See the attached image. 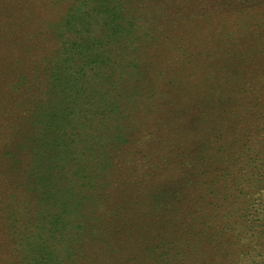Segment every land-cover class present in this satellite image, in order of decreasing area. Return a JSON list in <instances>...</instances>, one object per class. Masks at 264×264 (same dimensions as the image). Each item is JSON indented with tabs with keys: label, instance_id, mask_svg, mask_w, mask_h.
<instances>
[{
	"label": "rangeland",
	"instance_id": "obj_1",
	"mask_svg": "<svg viewBox=\"0 0 264 264\" xmlns=\"http://www.w3.org/2000/svg\"><path fill=\"white\" fill-rule=\"evenodd\" d=\"M127 1L143 33L181 40L187 53L149 42L140 68L121 66L123 118L107 125L87 107L89 84H100L89 58L104 49L86 40L107 35L103 10L0 0V216L6 209L18 234H34L33 203L5 182L24 187L27 108L53 97L69 114L63 88L75 79L87 91L66 119L69 149L97 173L78 197L81 216L63 219L68 238L48 239L61 257L49 264H264V0ZM70 15L73 29L63 26ZM71 37L78 43L64 50ZM15 234L0 229V264H39L29 251L40 241Z\"/></svg>",
	"mask_w": 264,
	"mask_h": 264
},
{
	"label": "trees",
	"instance_id": "obj_2",
	"mask_svg": "<svg viewBox=\"0 0 264 264\" xmlns=\"http://www.w3.org/2000/svg\"><path fill=\"white\" fill-rule=\"evenodd\" d=\"M90 1V10L98 9L96 14H99V9L103 10L102 23L107 35L101 38L100 41L96 37L86 40L88 43L91 42L94 48L101 46L104 49L99 55H91L89 58V65H92L90 71L91 81L93 83L95 80H99L101 94L96 90L100 84H89L88 97L90 100L87 107L90 109L89 114L93 119L98 117L104 124L116 125L115 123L123 118V115L120 116L123 114L122 109H120V98L124 90L119 88L125 79L123 76H115V73L123 68L134 70L140 68L142 64L139 62V54L145 53V49L152 42L157 45L155 47L163 46L161 50L172 54L178 53L180 57L186 55L187 48L184 44H181V40L175 44L167 42L161 45L162 43H155L157 41L155 37L143 33L138 23L137 27L135 26L133 18H130L132 10L129 8L127 0H116L115 2L113 0ZM112 3H115L114 7H112ZM85 17H87V14H85ZM73 18L70 15L63 26L73 29V22L71 23ZM134 27L136 28L134 33H137V36L133 37L132 29ZM77 41L76 38H66L62 44L64 50L69 45L73 47L74 44L78 43ZM83 44L80 42V45ZM138 63H140L139 66ZM121 66L123 68H120ZM74 81L75 79H72V82ZM71 83L64 84L63 88V95H68L69 99L73 98L71 100V106H73L70 108L69 114H66L65 110L61 111L57 108L53 97H49L50 101H42L39 104L32 102L27 108L28 114L25 121H28L31 131L26 136L23 144L24 150L29 156L26 162L27 170L24 187L5 182V186L9 190L23 191L25 198L33 203L35 208L33 215L34 218L38 219V224L33 227L34 234L32 236L28 235L31 231L28 232L26 229L18 234L19 228L15 227L14 215L12 217L4 209L0 216V229L13 230L20 243L28 242L31 237L34 241H40L39 247L31 249L32 252L29 251V257L39 262V264H49L55 259L61 261L60 256H53L49 252L48 239L55 235L61 238L62 241L68 238L64 232L65 223L63 219L68 215L77 218L81 216V204L78 197L79 195H85L87 190H91L97 173L95 167L88 169L77 159V157L84 155V151L72 152V149H69L70 144L73 145L74 141L67 136L65 130V127H67L66 119L76 113L75 111L79 107L77 104L79 97L87 91L86 87L85 89L80 88L81 84ZM58 86L59 84H49L48 89L53 91ZM96 93L99 95V101H95ZM95 102H98L97 105ZM114 138L116 141L122 139L119 134L115 135ZM20 150H23L22 147ZM86 152L87 150H85ZM6 224H9L8 229L5 228ZM26 233H28L27 236H25ZM18 251L19 253L16 251L14 254L21 256L22 248ZM74 255L72 254L71 257ZM54 264L57 263L54 262Z\"/></svg>",
	"mask_w": 264,
	"mask_h": 264
}]
</instances>
